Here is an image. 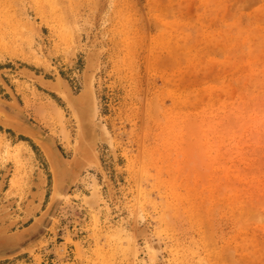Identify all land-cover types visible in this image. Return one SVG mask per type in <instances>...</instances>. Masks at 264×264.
I'll return each instance as SVG.
<instances>
[{
    "label": "rangeland",
    "instance_id": "obj_1",
    "mask_svg": "<svg viewBox=\"0 0 264 264\" xmlns=\"http://www.w3.org/2000/svg\"><path fill=\"white\" fill-rule=\"evenodd\" d=\"M0 264H264V0H0Z\"/></svg>",
    "mask_w": 264,
    "mask_h": 264
},
{
    "label": "water",
    "instance_id": "obj_2",
    "mask_svg": "<svg viewBox=\"0 0 264 264\" xmlns=\"http://www.w3.org/2000/svg\"><path fill=\"white\" fill-rule=\"evenodd\" d=\"M88 118L91 119V120L93 121L92 117H91L87 112L84 113V114H83L82 129H83V133H84V138H85V140H86L87 142H89V141L92 140V138H93V133H94V130H95V129H93L91 135H89V134L86 132V128H84V125L86 124V121H87ZM93 123H94V121H93ZM94 124H95V123H94ZM13 128H14V127H13ZM19 132H21L22 134H25V135H29V134H30V135H33V136H35L36 138H38V139H40L41 141H43V143L47 144L48 146L51 144V143L49 142V140H50L49 138L45 137V135L40 134L39 131H38L37 129H35V128L29 126V125H27V127H25L24 129H19ZM53 151H55V150L53 149ZM53 156H54V159L58 158V160L61 162V157H60V155H56V153H54Z\"/></svg>",
    "mask_w": 264,
    "mask_h": 264
},
{
    "label": "bare ground",
    "instance_id": "obj_3",
    "mask_svg": "<svg viewBox=\"0 0 264 264\" xmlns=\"http://www.w3.org/2000/svg\"><path fill=\"white\" fill-rule=\"evenodd\" d=\"M91 119H87V121H86V124L84 125V128H86V132L89 134V135H91L92 134V131H93V128H95L94 127V125L95 124H93L91 121H90ZM154 248V247H153ZM155 249V248H154ZM158 249H159V247L158 246H156V249L155 250H157L158 251Z\"/></svg>",
    "mask_w": 264,
    "mask_h": 264
},
{
    "label": "flooded vegetation",
    "instance_id": "obj_4",
    "mask_svg": "<svg viewBox=\"0 0 264 264\" xmlns=\"http://www.w3.org/2000/svg\"><path fill=\"white\" fill-rule=\"evenodd\" d=\"M34 240V239H33Z\"/></svg>",
    "mask_w": 264,
    "mask_h": 264
}]
</instances>
